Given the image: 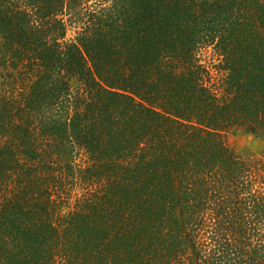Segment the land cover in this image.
Listing matches in <instances>:
<instances>
[{
  "label": "trees",
  "instance_id": "16d2710c",
  "mask_svg": "<svg viewBox=\"0 0 264 264\" xmlns=\"http://www.w3.org/2000/svg\"><path fill=\"white\" fill-rule=\"evenodd\" d=\"M264 0H0V264H264Z\"/></svg>",
  "mask_w": 264,
  "mask_h": 264
},
{
  "label": "rangeland",
  "instance_id": "374dc122",
  "mask_svg": "<svg viewBox=\"0 0 264 264\" xmlns=\"http://www.w3.org/2000/svg\"><path fill=\"white\" fill-rule=\"evenodd\" d=\"M228 148L246 159L264 158V135L253 134L240 129L225 136Z\"/></svg>",
  "mask_w": 264,
  "mask_h": 264
}]
</instances>
